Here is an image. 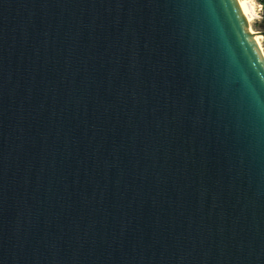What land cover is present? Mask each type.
Returning <instances> with one entry per match:
<instances>
[{
  "label": "water",
  "instance_id": "1",
  "mask_svg": "<svg viewBox=\"0 0 264 264\" xmlns=\"http://www.w3.org/2000/svg\"><path fill=\"white\" fill-rule=\"evenodd\" d=\"M0 264H264L241 7L0 0Z\"/></svg>",
  "mask_w": 264,
  "mask_h": 264
},
{
  "label": "rangeland",
  "instance_id": "2",
  "mask_svg": "<svg viewBox=\"0 0 264 264\" xmlns=\"http://www.w3.org/2000/svg\"><path fill=\"white\" fill-rule=\"evenodd\" d=\"M246 1L247 2L249 1L248 3L251 4V6L253 7V11L256 13L255 18L251 22L250 27L253 31H256L262 34V32L264 31V0H246ZM262 45H264V36L262 38ZM263 50H264V47H263Z\"/></svg>",
  "mask_w": 264,
  "mask_h": 264
},
{
  "label": "bare ground",
  "instance_id": "3",
  "mask_svg": "<svg viewBox=\"0 0 264 264\" xmlns=\"http://www.w3.org/2000/svg\"><path fill=\"white\" fill-rule=\"evenodd\" d=\"M248 2L246 0H244V2H242L240 4V7H241V10H242L243 15L245 16L247 22L249 23V25H251V22L255 18V14L256 13L253 11V7ZM252 32L255 35V40L257 42V45H258L259 49L261 50V52H262V54L264 56V52H263L264 50H263V47H262V38H263V36L259 32H256V31H253V30H252Z\"/></svg>",
  "mask_w": 264,
  "mask_h": 264
},
{
  "label": "snow or ice",
  "instance_id": "4",
  "mask_svg": "<svg viewBox=\"0 0 264 264\" xmlns=\"http://www.w3.org/2000/svg\"><path fill=\"white\" fill-rule=\"evenodd\" d=\"M244 2V0H235V3L232 0H204V6L207 10L214 13L218 8H224L230 10L233 6L240 8V4ZM264 47V45H262Z\"/></svg>",
  "mask_w": 264,
  "mask_h": 264
}]
</instances>
